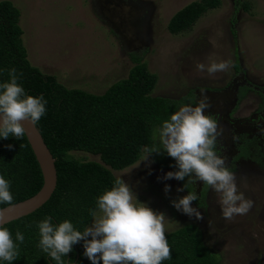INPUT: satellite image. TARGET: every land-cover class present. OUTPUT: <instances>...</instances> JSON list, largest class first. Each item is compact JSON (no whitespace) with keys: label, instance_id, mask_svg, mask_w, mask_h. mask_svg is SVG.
Masks as SVG:
<instances>
[{"label":"rangeland","instance_id":"rangeland-1","mask_svg":"<svg viewBox=\"0 0 264 264\" xmlns=\"http://www.w3.org/2000/svg\"><path fill=\"white\" fill-rule=\"evenodd\" d=\"M5 1L21 12L32 66L68 89L103 95L142 58L157 77L153 97L195 107L201 90L207 94L211 107L205 114L224 128L217 153L227 157L239 190L253 201L246 215L225 220L219 195L202 182L177 192L188 178L163 180L178 170L166 152L147 161L144 152L139 162L114 175L132 187L139 202L166 215V233L196 225L219 264H264V0H220L219 8L177 36L168 31L171 19L201 0H0ZM227 60L232 67L214 77L196 72L197 63ZM156 147L162 150L158 133ZM71 157L101 163L84 153ZM165 185L171 188L167 195ZM188 192L199 196L192 207L202 220L172 206Z\"/></svg>","mask_w":264,"mask_h":264},{"label":"trees","instance_id":"trees-1","mask_svg":"<svg viewBox=\"0 0 264 264\" xmlns=\"http://www.w3.org/2000/svg\"><path fill=\"white\" fill-rule=\"evenodd\" d=\"M220 6V0L186 6L171 19L169 33L177 36L190 31L206 13ZM244 8L248 10L246 5ZM20 17L13 3L0 2V83L8 82L9 71L15 68L17 74L23 73L18 83L26 94L47 100L46 114L36 126L56 160L58 183L46 205L4 227L13 240L17 231L25 237L22 244L17 241L19 257L12 264H56L38 246V223L51 216L54 225L70 220L78 231L90 226L93 217L89 210L97 209L98 197L113 187L114 172L139 162L143 149L156 147L155 130L186 102L153 97L157 77L142 58L134 59L128 77L103 95L66 88L57 77L43 74L30 63ZM8 145L13 146L11 150ZM72 153L99 157L101 163L76 160ZM0 175L10 181L14 205L40 192L43 176L26 136L0 138ZM8 206L0 204V210ZM166 238L171 259L162 264H219V256L206 245L196 225L166 233ZM83 253L81 241L63 257L64 264H91ZM0 264L8 262L0 260Z\"/></svg>","mask_w":264,"mask_h":264},{"label":"clouds","instance_id":"clouds-1","mask_svg":"<svg viewBox=\"0 0 264 264\" xmlns=\"http://www.w3.org/2000/svg\"><path fill=\"white\" fill-rule=\"evenodd\" d=\"M232 67V61L213 62L210 65L196 64L197 74L207 73L214 77L216 73L226 72ZM23 73L17 74L15 68L9 71L10 80L0 83V138L14 136L22 139L26 130L23 121L33 126L46 114L47 100L41 95H27L18 83ZM211 107L209 97L201 90L197 106H182L162 123L154 132L159 135L161 148H145L147 161L152 153H167L175 161L178 170L168 172L163 180L175 179L188 184L198 181L210 187L219 195L222 215L232 221L236 216L246 215L253 207V201L246 199L236 183V174L227 166V157L218 155L217 145L224 134L219 120L206 115ZM235 139V137L233 138ZM12 145H8L9 150ZM159 179V178H158ZM10 181L0 175V204L14 206L10 191ZM171 191L165 185L167 195ZM199 196L188 192L186 196L171 201L172 206L183 214L202 220L203 216L192 203ZM93 217L91 226L78 231L70 220L54 225L51 216L39 222V247L56 261L64 264L63 257L73 251V246L83 241V255L91 264H162L171 259V248L166 238V215L154 211L137 199L132 187L121 177L114 181L111 190L97 199V209H90ZM3 212H0V260L12 264L19 257V243L24 242V235L17 231L15 240L12 233L3 224L6 223ZM89 237L91 239H89Z\"/></svg>","mask_w":264,"mask_h":264},{"label":"water","instance_id":"water-1","mask_svg":"<svg viewBox=\"0 0 264 264\" xmlns=\"http://www.w3.org/2000/svg\"><path fill=\"white\" fill-rule=\"evenodd\" d=\"M21 123L26 130L25 136L41 169L43 187L34 197L0 210V212H3L7 221L3 224V227L34 214L50 201L57 189L58 175L56 160L45 144L37 126H33L28 121H23Z\"/></svg>","mask_w":264,"mask_h":264},{"label":"flooded vegetation","instance_id":"flooded-vegetation-1","mask_svg":"<svg viewBox=\"0 0 264 264\" xmlns=\"http://www.w3.org/2000/svg\"><path fill=\"white\" fill-rule=\"evenodd\" d=\"M247 89V88H246ZM247 90H250V89H247ZM219 155V154H218ZM242 156H244V155H242Z\"/></svg>","mask_w":264,"mask_h":264},{"label":"crops","instance_id":"crops-1","mask_svg":"<svg viewBox=\"0 0 264 264\" xmlns=\"http://www.w3.org/2000/svg\"><path fill=\"white\" fill-rule=\"evenodd\" d=\"M29 57V56H28Z\"/></svg>","mask_w":264,"mask_h":264}]
</instances>
